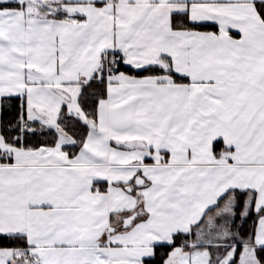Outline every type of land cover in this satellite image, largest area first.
Wrapping results in <instances>:
<instances>
[{
  "label": "snow or ice",
  "instance_id": "1",
  "mask_svg": "<svg viewBox=\"0 0 264 264\" xmlns=\"http://www.w3.org/2000/svg\"><path fill=\"white\" fill-rule=\"evenodd\" d=\"M0 264H264V0H0Z\"/></svg>",
  "mask_w": 264,
  "mask_h": 264
}]
</instances>
